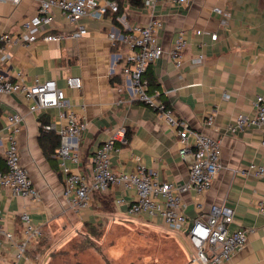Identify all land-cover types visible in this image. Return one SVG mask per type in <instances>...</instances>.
<instances>
[{
    "label": "crops",
    "instance_id": "crops-1",
    "mask_svg": "<svg viewBox=\"0 0 264 264\" xmlns=\"http://www.w3.org/2000/svg\"><path fill=\"white\" fill-rule=\"evenodd\" d=\"M40 1L21 0L14 5L0 0V32L24 31L23 19L36 13ZM138 1L136 4L129 0L127 5L121 2L117 13H107L100 19L81 18L79 24L84 25L86 32L79 36H72L76 25L54 8L47 33L60 35L58 39L46 41L38 37L29 43L19 41L8 46L11 57L0 62V73L12 80L22 77L26 83L35 77L54 79L64 90L69 106L64 110H30L22 93H0V169L5 168L6 115L18 112L23 116L18 136L20 161L39 192L38 199H31L14 194L0 183L2 224L18 234L22 227L19 214L27 211L43 232L22 257L16 256L14 247L4 245L0 264H47L49 253L85 224H116L130 218L174 233L183 250L179 237L188 241L183 232L169 229L157 218L126 214V202L135 194L133 187L116 185L94 193L87 207H74L63 193V175L54 153L45 155L41 144V125L53 123L59 128L67 121L64 112L71 111L87 122L78 139L80 163H70L73 170L88 171L95 148L116 129L124 127L129 137L127 141L125 136L116 141L115 150L110 153L113 169L129 171L142 163L155 171L160 180L188 179L189 157L180 156L175 129L144 103L127 100L120 57L126 47L113 45L107 35L110 31H127L134 24H145L152 16L163 22L158 31L163 53L148 65L158 83V97L189 127L216 137L221 143L222 167L206 191L183 193L184 211L190 219H202L212 203H225L233 209L230 227H244L248 234L243 247L221 264H264V216L257 212L264 181L244 173L249 163H264V127L247 126L236 133L227 129L237 114L251 116L254 98L264 96V0H189L180 8L169 4L157 6L154 15ZM214 6L226 12L227 18L215 13ZM179 31L185 32L187 44L182 63L176 67L167 51ZM212 32L217 35L215 40L210 38ZM200 53L203 60L192 62ZM69 76L78 77L81 86H68ZM208 113L214 117L210 127L203 122ZM188 243L190 252L184 253L189 259L193 247Z\"/></svg>",
    "mask_w": 264,
    "mask_h": 264
},
{
    "label": "built area",
    "instance_id": "built-area-1",
    "mask_svg": "<svg viewBox=\"0 0 264 264\" xmlns=\"http://www.w3.org/2000/svg\"><path fill=\"white\" fill-rule=\"evenodd\" d=\"M11 4H18L21 0H1ZM142 7L154 15L157 6L166 4L176 8L182 7L189 0H140ZM128 4L129 0H122ZM118 0H41L36 13L22 21L24 31L18 34L0 32V62L4 63L11 57L8 46L19 41L29 43L38 37L43 40H56L60 35L47 33L53 22L54 8H57L64 18L75 24L77 29L72 36H79L86 32L84 25L79 24L83 17L100 19L107 13L119 11ZM213 11L226 19L227 14L220 7L214 6ZM163 27L159 17L152 16L145 24H134L127 31L108 32L112 44L126 47L121 54L122 74L126 79L123 90L127 93L128 101H139L153 109L165 123L174 128L177 133L179 154L188 156V179L184 182L163 181L157 173L144 164L139 163L129 171H117L110 163V153L115 150L116 141L124 140L125 128L119 127L102 144L95 148L91 157L88 171L73 170L70 163L78 165V139L86 128L87 122L77 117L71 111L64 112L66 124L57 128L53 123L42 124L45 130L55 131L60 138L59 145L54 151L59 169L63 175V193L76 208L87 207L92 195L103 192L116 185L133 187L135 194L132 200L126 202V214L130 217H146L160 219L169 229L181 231L193 247L189 258L191 264H221L243 247L247 240L248 229L237 227L232 229L233 209L225 203H212L201 218H188L184 211L182 195L193 190L203 193L213 183L215 176L222 167L221 143L216 137L200 130L189 127L187 122L174 114L171 107L158 97L159 92L149 90L144 72L149 64L156 61L163 53L158 38V31ZM215 32L210 38L215 40ZM187 40L184 31L176 33L167 53L176 67L183 59V51ZM203 60L200 53L192 58V62ZM68 86L79 88L81 81L76 76L67 78ZM22 93L29 101L30 110L58 107L68 108L65 92L54 79H39L35 77L31 83L23 81L22 77L12 80L4 73H0V93ZM121 101V100H120ZM253 114L236 115L233 123L227 127L231 133H236L247 126L264 127V96L257 95L253 102ZM23 122L22 114L12 112L6 115L4 128L6 146L4 149L5 168L0 169V183L8 186L16 195L38 199L39 192L34 186L27 169L21 164L18 148V136ZM208 127L213 125L214 117L208 113L203 120ZM264 143V135L262 137ZM244 173H252L264 181V163H249ZM116 202H121L117 199ZM257 212L264 216V193L257 202ZM0 210V260L4 245L14 247L16 256L22 257L31 243L42 237V229L34 223L27 211L19 214L22 227L20 232L14 233L5 229L2 224Z\"/></svg>",
    "mask_w": 264,
    "mask_h": 264
},
{
    "label": "rangeland",
    "instance_id": "rangeland-1",
    "mask_svg": "<svg viewBox=\"0 0 264 264\" xmlns=\"http://www.w3.org/2000/svg\"><path fill=\"white\" fill-rule=\"evenodd\" d=\"M167 233L136 218L84 225L49 253L47 264H191L188 241L179 237L183 251L174 233Z\"/></svg>",
    "mask_w": 264,
    "mask_h": 264
},
{
    "label": "trees",
    "instance_id": "trees-1",
    "mask_svg": "<svg viewBox=\"0 0 264 264\" xmlns=\"http://www.w3.org/2000/svg\"><path fill=\"white\" fill-rule=\"evenodd\" d=\"M134 1H136L135 2L136 4L139 3L138 0H134ZM144 78L147 80L149 90L158 89V83L154 78V76L152 75L151 71L148 70V66L144 72ZM40 134H41V144L43 146L44 153L49 157L51 154L54 153V148H57V146L59 145L60 142L59 135L53 130H45L42 127L40 128ZM128 137H129L128 134L127 135L125 134V141L128 140ZM47 145L49 146L48 149H47ZM85 226L89 228H93L94 225L85 224Z\"/></svg>",
    "mask_w": 264,
    "mask_h": 264
}]
</instances>
